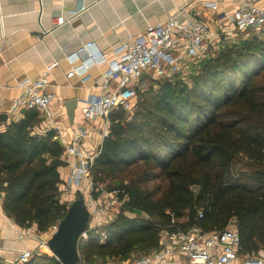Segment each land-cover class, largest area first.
<instances>
[{
	"label": "trees",
	"instance_id": "1",
	"mask_svg": "<svg viewBox=\"0 0 264 264\" xmlns=\"http://www.w3.org/2000/svg\"><path fill=\"white\" fill-rule=\"evenodd\" d=\"M139 95L132 116L123 109L110 114L109 133L91 166L95 184L119 191L125 206L106 229L104 243L97 235L79 246L81 262H126L136 253L158 250L164 229L222 232L232 222L240 237L239 254L260 256L264 33L230 44L185 79L153 80ZM41 122L31 110L0 130V192L4 210L18 226L45 233L69 206L60 199L64 147L54 132H35ZM241 155L253 170L234 171ZM160 180L164 187H151ZM25 264L61 263L43 254Z\"/></svg>",
	"mask_w": 264,
	"mask_h": 264
},
{
	"label": "crops",
	"instance_id": "2",
	"mask_svg": "<svg viewBox=\"0 0 264 264\" xmlns=\"http://www.w3.org/2000/svg\"><path fill=\"white\" fill-rule=\"evenodd\" d=\"M239 1L0 0V130L24 118L25 112L18 114L11 110L14 100L25 93L20 84L25 80L41 79L50 65L58 63L47 76L46 92L54 95L49 106L51 119L47 114L38 112L42 122L36 126L35 132L41 135L54 132L56 139L65 149V145L71 143L80 129H90L92 134L81 143V148L89 156L97 157L106 134L109 133V119L87 121L84 112L86 102L91 97L104 93L102 76L108 66L94 65L84 75L69 78L67 75L71 72L73 64L79 65L80 61L71 64L67 57L86 44L94 43L93 52L107 54L108 58L112 59L113 51L123 42H130L128 36H140L149 26L165 22L182 10L205 22L212 33L210 49L202 60L193 62L182 59L188 76L184 74L180 75V78L185 79L196 65L216 57L225 47L232 44V38L218 26L217 15L222 11L233 12ZM210 4L216 5V11ZM82 8L86 10L81 12ZM77 12L79 14L73 16ZM57 18L71 19L55 28L54 20ZM179 18L183 20L182 17ZM228 25L231 26L227 22L223 24L225 28ZM244 37V34H239L237 43ZM153 80L158 81L152 74H146L139 90L149 88ZM117 84L118 82L112 81L107 91H115ZM68 102L75 103L73 118L69 114L71 107L66 106ZM63 160L65 166L59 169L62 181L60 190L72 166L78 163L74 156L64 155ZM3 200L4 196L0 192V260L5 264H17L21 252H36L42 242L48 243L53 228L41 233L36 226H18L4 210ZM65 200H68L69 204L73 202L72 194L66 196ZM228 227L237 229L233 222ZM46 250L47 248H43L42 252L45 253ZM260 256H264V250ZM176 257V264L188 263L185 255L179 254Z\"/></svg>",
	"mask_w": 264,
	"mask_h": 264
},
{
	"label": "built area",
	"instance_id": "3",
	"mask_svg": "<svg viewBox=\"0 0 264 264\" xmlns=\"http://www.w3.org/2000/svg\"><path fill=\"white\" fill-rule=\"evenodd\" d=\"M210 7L214 11L217 9L215 4H210ZM85 10L82 8L81 12ZM78 14L77 12L73 16ZM69 19L71 18L55 19V28L64 25ZM226 22L231 26L228 25L225 28L223 24ZM217 23L221 31L232 38V44H237L239 34H244L243 40L249 39L252 33L262 34L264 33V0H240L233 12H219ZM211 37V29L205 22L192 14L189 15L187 11L180 10L167 21L149 26L142 35L128 36L130 42H123L117 50L113 51L112 59L108 58L107 54L93 52L94 43L86 44L75 54L67 57L71 64L80 61L79 65L73 64L67 76L69 78L82 76L94 65L107 64L108 69L102 76V88L105 91L99 96L91 97L86 102L85 119L87 121L99 119L108 121L110 114L115 110L123 109L127 113L130 112L135 107L137 91L146 74H152L158 80H171L175 76L184 75L186 69L182 59L193 62L202 60L210 49ZM56 65L58 63L50 65L41 79L25 80L20 84V87L25 89V93L14 100L11 107L13 113L35 110L47 114L51 119L49 106L54 95L46 92L47 76ZM112 81L118 82L117 87L115 91L108 92ZM91 134L90 129H80L71 143L65 145L64 155L74 156L78 159V163L72 166L60 191L65 198L77 191L84 194L85 204L91 218L94 216L98 218L96 231L100 232L98 234H101L103 243L107 238V233L101 230V225H105L101 222L102 215L117 206H120L121 211L125 206V201L120 200L119 191L109 195L115 196H108L109 200H106V203L99 204L96 201L94 194H102V189L91 179V166L95 157L89 156L81 148V143ZM198 217L200 219L204 217L203 209L198 211ZM83 238H88V231L82 234L80 240ZM43 248H48L47 243L42 242L36 252L28 250L21 252L17 264L27 263L34 255L45 254L42 252ZM239 250L240 237L237 229L227 227L222 232L211 233H206L199 227L175 232L164 229L158 250L147 255H140L133 262H128L130 261L128 260L122 264H176L175 257L179 254L187 257V264H264V256L255 254L241 256Z\"/></svg>",
	"mask_w": 264,
	"mask_h": 264
},
{
	"label": "water",
	"instance_id": "4",
	"mask_svg": "<svg viewBox=\"0 0 264 264\" xmlns=\"http://www.w3.org/2000/svg\"><path fill=\"white\" fill-rule=\"evenodd\" d=\"M66 106L71 107L69 114L73 118L75 103L68 102ZM90 220L91 215L85 204V196L81 191H77L67 215L59 222L56 232L47 243L52 256L60 263L79 264L81 262L79 243L82 234L90 227Z\"/></svg>",
	"mask_w": 264,
	"mask_h": 264
},
{
	"label": "rangeland",
	"instance_id": "5",
	"mask_svg": "<svg viewBox=\"0 0 264 264\" xmlns=\"http://www.w3.org/2000/svg\"><path fill=\"white\" fill-rule=\"evenodd\" d=\"M188 70H186V71H184L185 72V75H187L188 74V72H187ZM188 76V75H187ZM183 78H185L186 76H182ZM188 82H189V80L188 79H186ZM148 90V88L146 87V89H138V91H137V99H136V104H135V106H137V102L139 101V93H141V92H145V91H147ZM134 109H135V107H134ZM134 109L133 110H131L130 112H128V114H129V116H132L133 114H134ZM133 118H131L130 117V119L129 120H132ZM253 168H254V165L250 162V161H248L247 160V158L245 157V156H243V155H241V156H239L237 159H236V161H235V167H234V171L235 172H243V171H251V170H253ZM91 179H93V177L91 178ZM94 181V180H93ZM164 185H165V183L162 181V180H160V181H156L155 183H152L151 184V187L152 188H157V187H159V186H161V187H164ZM101 187V189H102V194H99L98 193V195H95L94 194V197H95V199H96V201L99 203V204H103V203H106V200L108 201L109 200V198H108V196L109 195H111L112 193H114V192H116V191H113V192H109V191H107L106 189H105V187L104 186H100ZM195 191H197V190H199V188H195L194 189ZM104 193V194H103ZM120 194V193H119ZM118 194V195H119ZM112 196H115V195H112ZM112 196H109V197H112ZM72 197H73V200H75V198H76V193H74V194H72ZM115 198H117V196L115 197ZM60 199H61V201L62 202H64L65 204H67L68 206H70V204L72 203H70L69 204V201L67 200H65V197L63 196V195H60ZM119 199V198H118ZM123 201V200H122ZM125 201V200H124ZM120 204V203H119ZM120 206H117L115 209H113L112 211H109L108 213H106L105 215H102V217H101V222H104L105 223V225H101V230L103 231V232H105V233H107L106 232V229L109 227V225L114 221V219L120 214V212L122 211H120ZM123 209V208H122ZM127 214H129V213H127ZM180 221H183V218L180 220ZM97 222H98V218L97 217H93V218H91V220H90V227H89V229L87 230L88 231V238H83L82 240H80V243H79V245L80 246H83L84 244H85V242L86 241H88L89 240V238H90V236H97V235H101V234H98V233H100L99 231L97 232L96 231V225H97ZM58 224H59V222H57L52 228H53V234L56 232V230H57V228H58ZM52 228H50V229H52ZM53 234H52V236H53ZM51 236V237H52ZM106 241V240H105ZM103 243H104V241H103ZM45 254H47V255H49V256H51L52 257V254H51V252L49 251V249L47 248V250L45 251ZM141 255V253H136V254H134L133 256H132V258H131V261L134 259H136L138 256H140ZM133 262V261H132ZM109 263H112V264H122V262L120 261V260H111V261H108L107 262V264H109ZM130 264H132V263H130Z\"/></svg>",
	"mask_w": 264,
	"mask_h": 264
}]
</instances>
